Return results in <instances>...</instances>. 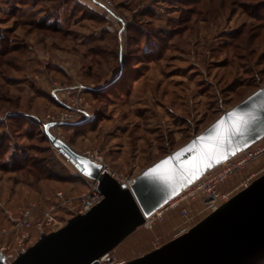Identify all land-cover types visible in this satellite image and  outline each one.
<instances>
[{"label": "rangeland", "instance_id": "374dc122", "mask_svg": "<svg viewBox=\"0 0 264 264\" xmlns=\"http://www.w3.org/2000/svg\"><path fill=\"white\" fill-rule=\"evenodd\" d=\"M110 1L111 7L92 0H0V28L7 38L3 47L9 50L0 56V142L8 147L5 155L0 152V229L10 230V216L35 205L25 248L38 239L34 224L40 211L57 202V192L69 200L59 210L64 224L77 214L88 188V178L42 135L41 122L85 118L61 105L76 103L87 121L78 127L52 125L51 134H59L80 154L97 153L120 179L135 177L264 85V0H196L201 13L175 37L169 24L186 12L178 0ZM54 7L55 30L38 22ZM133 14L161 46L129 95L120 98L117 84H107L126 52H141L128 37ZM130 33L137 35L139 46L145 43L139 32ZM80 85L85 89L79 91ZM22 149L27 159L18 161L13 154L19 156ZM48 159L63 167L59 180L37 172L35 164ZM189 205L200 208L198 200ZM204 216L197 215L192 226ZM181 222L177 209H169L152 229L138 227L114 253L124 261L141 256L153 250L154 236L162 244L178 236ZM4 240L12 242L11 232Z\"/></svg>", "mask_w": 264, "mask_h": 264}, {"label": "water", "instance_id": "95a60500", "mask_svg": "<svg viewBox=\"0 0 264 264\" xmlns=\"http://www.w3.org/2000/svg\"><path fill=\"white\" fill-rule=\"evenodd\" d=\"M53 124L44 126L47 139L80 174L97 182L102 199L84 214L68 218L58 230L41 233L10 264H98V258L140 227L144 217L264 136V85L144 168L129 187L52 135L48 128ZM157 165L161 179H145L144 174ZM263 259L264 174L184 233L123 264H257Z\"/></svg>", "mask_w": 264, "mask_h": 264}, {"label": "built area", "instance_id": "2783aa9c", "mask_svg": "<svg viewBox=\"0 0 264 264\" xmlns=\"http://www.w3.org/2000/svg\"><path fill=\"white\" fill-rule=\"evenodd\" d=\"M92 2L98 5L100 4L103 7L112 6L110 0H92ZM77 89L80 91L85 88L80 85ZM63 106L67 109L82 113L85 118H87L85 110L77 108L76 103L71 106L63 104ZM64 119L66 118L61 117L60 120H50L49 122L54 123L52 126L54 127L66 123ZM54 136L62 140L60 135L56 132ZM82 155L100 164L103 169L116 179V177L106 169V165L102 162L101 157L97 153L86 151L82 153ZM262 174H264V136L229 159L206 171L197 180L177 193L167 203L150 215L144 217L141 227L144 229H152L166 211L176 208L182 219L181 225L176 228L180 235L192 226L194 218L197 215L204 216L214 211L232 195L246 188L253 180ZM133 178L132 176H126L120 179L117 178L116 180L126 187H129L133 182ZM232 179H234V181L230 183ZM87 185L88 188L86 192L80 196L77 214H84L102 199V195L97 189V182L95 180L88 178ZM56 197L57 202L47 209L40 211L41 218L36 220L34 224L40 234L56 231L65 224L59 219V210L63 205H68L69 200L63 198L62 192H57ZM195 200L200 202L198 211H194L189 205L190 202ZM34 210L35 205H31L20 209L16 216L9 213V215H12L10 216L12 222L10 230L6 231L0 229V255L3 259V264H10L16 256L25 249L26 242L30 238L29 229L32 226ZM8 232L9 234L11 232L12 235L11 243L5 242L4 240ZM151 245L153 249L161 246V237L158 235L154 236L151 240ZM124 262V260L120 259L114 253L113 249L98 258V264H123Z\"/></svg>", "mask_w": 264, "mask_h": 264}, {"label": "trees", "instance_id": "16d2710c", "mask_svg": "<svg viewBox=\"0 0 264 264\" xmlns=\"http://www.w3.org/2000/svg\"><path fill=\"white\" fill-rule=\"evenodd\" d=\"M42 1V0H39ZM208 2H210L208 0ZM213 2V1H212ZM179 6L183 7L184 9H186V12L181 11L177 17V19L175 20L174 25L173 24H169L170 26L172 25V31H173V36H178L180 34H184L185 31H187L189 29V27L191 26L192 22L196 19L197 16H199V14L201 12H199V10H197L198 8V4L199 2L196 0H178ZM219 6L221 4V2H218ZM59 5V4H58ZM57 5V6H58ZM55 6V7H57ZM51 8L49 9V11L45 14L46 16H44L45 20L39 19V23L40 21H43L45 26H50L52 25L55 28L58 26L56 25L57 19L55 17H53L56 14V8ZM48 9V8H47ZM151 11L154 10L153 7H150ZM52 16L53 19L52 21H47V17ZM202 19V21H205L203 19H207V18H200ZM137 16L135 14L132 15L131 19L128 22V28H129V38L130 40H132L134 42V45H136L137 47H140L139 49H141V52L138 50H134V51H129L128 53H125V59L123 62V65L121 66L120 70L118 71V74L113 78V80L111 81V83L107 84V86L110 88L112 85H116L117 89L120 91V96L124 95L127 96L130 93L131 87L133 85V83L139 79L140 77H142V75L146 72L147 68H148V60L150 61H154V58H157L158 55V51H159V39L157 38V35L149 32L148 30H145L142 26H140L139 24L136 23L137 21ZM56 25V26H55ZM134 31L135 33L139 32L141 34L142 37H145V43L141 46H139V38H137V35L134 36L133 34H131L130 32ZM7 42V38L6 35L4 34V32L1 30L0 28V56L6 54L7 52H9V50H6L3 45H6L5 43ZM166 46L169 45L171 43V39L168 38L166 39ZM161 46V45H160ZM168 50V46L166 47ZM162 51V50H161ZM160 51V52H161ZM141 53V54H140ZM117 58H119L118 56L119 53L116 54ZM114 89L113 91H116L115 86H113ZM116 93V92H115ZM103 95H109L108 92H103ZM120 98H123L120 97ZM60 104V103H58ZM63 106V105H61ZM99 115V114H98ZM29 118L35 119L32 116H28ZM99 117H101V115H99ZM37 121V120H36ZM87 121L86 118L78 121V122H71V123H63V126H69V127H78L83 124H85ZM48 122H41V124L43 125V137L47 139L46 134L44 133V126L45 124ZM50 128V127H49ZM48 128V131L51 133L50 129ZM3 136V134H2ZM4 140V137H2ZM0 152L3 153L4 155L8 152V147H6L5 149V145L0 142ZM2 154V155H3ZM13 156L15 157V159H17L18 157V161H22V160H26L27 159V155L25 154L24 150L22 149L21 153L19 154V156H16V154H13ZM37 166L36 170L37 172L40 174H44L46 179H55V180H59V177L62 176V171H63V167L58 165V162L56 160L53 159H48V161H43L40 160L39 163L35 164Z\"/></svg>", "mask_w": 264, "mask_h": 264}, {"label": "snow or ice", "instance_id": "6c2138e0", "mask_svg": "<svg viewBox=\"0 0 264 264\" xmlns=\"http://www.w3.org/2000/svg\"><path fill=\"white\" fill-rule=\"evenodd\" d=\"M161 163H166V161H162ZM91 167V165H89ZM159 168V165L156 166V168H152L149 170V172H146L144 174V178L151 181H159L161 177L159 175H156V169Z\"/></svg>", "mask_w": 264, "mask_h": 264}]
</instances>
